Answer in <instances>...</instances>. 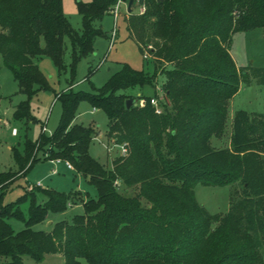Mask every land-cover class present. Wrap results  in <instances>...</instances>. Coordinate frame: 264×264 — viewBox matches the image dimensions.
Listing matches in <instances>:
<instances>
[{
    "label": "trees",
    "instance_id": "obj_1",
    "mask_svg": "<svg viewBox=\"0 0 264 264\" xmlns=\"http://www.w3.org/2000/svg\"><path fill=\"white\" fill-rule=\"evenodd\" d=\"M118 1L128 2L77 1L78 33L62 0H0V59L24 96L13 120L27 128L34 120L31 98L49 88L35 60L48 56L64 71L68 39L74 72L105 36L95 22ZM134 7L143 13H133ZM130 8L126 31L141 55L146 50L143 60L152 71L122 64L94 92L69 88L56 95L62 112L54 133L46 137L42 131L36 142L26 140L21 153L13 149L18 170L0 171L4 189L43 151L46 160L69 162L96 197L35 186L14 205L0 207V257L6 259L1 264H24V257L42 264L47 255H61L64 264H264V99L262 113H233L229 147L211 144L227 131L229 101L241 80L252 78L264 87V68H238L229 52L235 33L261 29L264 34V0H132ZM132 88H149L152 95L126 94ZM157 88L165 97L159 115L149 104ZM83 100L105 112L106 137L126 149L109 168L88 154L93 128L72 125ZM127 100L133 101L128 109ZM198 184H240L241 192L225 213L210 214L195 199ZM33 190L44 202H36ZM26 199L24 219L18 204ZM76 202L83 213L70 222L53 223L48 231L32 228ZM8 218L24 221L25 228L14 232Z\"/></svg>",
    "mask_w": 264,
    "mask_h": 264
},
{
    "label": "rangeland",
    "instance_id": "obj_2",
    "mask_svg": "<svg viewBox=\"0 0 264 264\" xmlns=\"http://www.w3.org/2000/svg\"><path fill=\"white\" fill-rule=\"evenodd\" d=\"M77 1L89 2L90 0H62L64 15L68 19L74 31L80 33L82 30L81 17L77 12ZM140 10L133 8V13ZM127 12L124 7H119L118 18L115 19L110 13L105 15L100 21L95 22L100 28L104 37L96 40L94 50L91 54L84 55L75 65L74 72L70 69L69 41L65 39L67 53L64 57L65 70L59 71L52 59L48 56L37 58L36 64L39 71L45 77L49 88L38 90L30 100V112L34 120L27 123L15 121L12 113L24 96L18 94V87L13 80L11 72L4 67L0 59V171L16 172L18 169L13 159L12 150L22 152L26 140L34 143L40 134L44 133L50 137L60 122L61 102L56 95L71 88L72 92L91 93L102 87L106 80L117 72L122 64H127L131 68L151 72L152 66L148 61L143 60L136 43L129 37L126 31L125 20ZM116 26V37L110 44V33ZM229 52L234 58L239 68L243 67H263L264 68V34L261 29H253L246 32H238L232 36L229 45ZM160 83V79L158 78ZM141 90L132 88L126 90L128 95H136ZM152 95V90L150 94ZM264 87L254 79H242L241 90L232 101L229 111L234 113L237 110L263 112ZM108 119L104 111L95 109L91 104L83 100L76 109V114L72 120V125L91 127L95 132V137L91 141L88 154L101 165L109 168L113 159L119 154V148L115 147L106 137ZM18 131L17 136H12L13 128ZM44 127V130H42ZM222 139L217 141L221 147H225L229 140V131ZM216 143V142H215ZM38 161L24 174L18 176L4 189H0V207L14 205L21 199L26 192L32 190L37 183L42 189L48 187L59 192L72 194L76 191L86 193L88 197L95 198L97 193L93 186L89 185L84 178L73 172H60L59 175L52 177L51 165L44 159L43 151L37 154ZM34 191V190H33ZM196 201L204 207L210 214L225 213L228 209L231 198H236L241 192L240 184L226 187H205L200 184L193 189ZM35 192L37 203L44 202L42 193ZM29 200L26 199L18 204L24 219L27 218ZM83 213L81 203L76 202L70 205L62 213H49V218L54 222H70L72 217ZM7 222L14 232H19L25 228L24 221L8 218ZM36 231H46L47 222H42L32 227ZM264 261V248H261ZM6 261L0 257V264ZM24 264H35L29 257L23 258ZM42 264H64L63 258L48 255ZM81 264H87L81 260Z\"/></svg>",
    "mask_w": 264,
    "mask_h": 264
},
{
    "label": "crops",
    "instance_id": "obj_3",
    "mask_svg": "<svg viewBox=\"0 0 264 264\" xmlns=\"http://www.w3.org/2000/svg\"><path fill=\"white\" fill-rule=\"evenodd\" d=\"M124 7L125 8V10H126V7H127V2H124V1H121V4L119 5V7ZM117 34V33H116ZM233 58V57H232ZM233 60H234V58H233ZM234 62H235V60H234ZM235 64H236V66L238 67V65H237V63L235 62ZM239 68V67H238ZM160 79V82L162 81L161 80V78H159ZM160 84V83H159ZM240 90H241V83H240V85H239V90H238V92H237V94L229 101V106H228V112H229V117H228V127H229V129H230V123H231V119H232V116H233V113H230V111H229V108H230V105H231V103H232V101L236 98V96L239 94V92H240ZM142 93H145V94H150L151 93V89H149V88H146V89H143V90H141L140 92H138L136 95L137 96H139L140 94H142ZM235 112V111H234ZM247 112H255V111H247ZM256 113H262V112H260V111H258V112H256ZM3 123V122H2ZM1 123V124H2ZM0 124V125H1ZM44 128V127H43ZM13 129H16L15 127L13 128ZM228 129V130H229ZM12 136H17L18 135V131H17V129H16V134L15 135H13V134H11ZM217 141H218V139H215V138H213L212 140H211V144L214 146V147H218V148H226V147H229V140H228V142H227V145L225 146V147H223V146H219L218 144H217ZM216 142V143H215ZM48 163L51 165V173H50V175L52 176V177H54V176H57V175H59V173L60 172H73L74 171V169H68L63 163H58V164H55L53 161H50V160H48ZM53 170H56V174H53L52 173V171ZM35 186H37V187H39V188H42V186L39 184V183H37ZM45 189H49L48 187H45ZM81 193H82V191H81ZM83 194H86V193H83ZM88 195H84V198H86ZM72 205H74V204H72ZM45 222H47V227H48V229L46 230V231H48L49 230V228H50V226L54 223L50 218H49V214L47 215V217H46V220H45ZM48 256V255H47ZM46 256V257H47ZM51 256H55V257H59L60 259H62V256L61 255H51ZM46 257H45V259H46Z\"/></svg>",
    "mask_w": 264,
    "mask_h": 264
},
{
    "label": "built area",
    "instance_id": "obj_4",
    "mask_svg": "<svg viewBox=\"0 0 264 264\" xmlns=\"http://www.w3.org/2000/svg\"><path fill=\"white\" fill-rule=\"evenodd\" d=\"M121 4V1H118V3L114 6V8L111 10V14L114 16L115 19L118 18V9H119V5ZM144 9L141 8L140 9V13H143ZM116 26L114 25V29L111 31L110 33V44L113 43L114 41V38L116 37ZM150 47H148L149 49ZM142 57L144 59H148V54L146 52V50L143 52V55ZM165 102V97H164V94L163 92L157 88V96L155 97H152L150 100H149V104L153 107L154 109V112L159 115L162 111L161 109V105ZM2 123L1 119H0V124ZM44 130V128H43ZM12 134L15 135L16 134V129H13L12 130ZM119 151L121 154H125L126 153V149L124 148V146H121L119 147ZM53 161L55 164H58V163H63L68 169H73L72 168V165L67 162V161H63L61 159H55V160H51ZM53 174H56V170H53L52 171Z\"/></svg>",
    "mask_w": 264,
    "mask_h": 264
},
{
    "label": "water",
    "instance_id": "obj_5",
    "mask_svg": "<svg viewBox=\"0 0 264 264\" xmlns=\"http://www.w3.org/2000/svg\"><path fill=\"white\" fill-rule=\"evenodd\" d=\"M131 4H132V0H128V2H127V7H126V12L129 14L130 13V11H131ZM131 104H133V101L132 100H127L126 102H125V106H126V108L128 109L129 107H130V105Z\"/></svg>",
    "mask_w": 264,
    "mask_h": 264
}]
</instances>
